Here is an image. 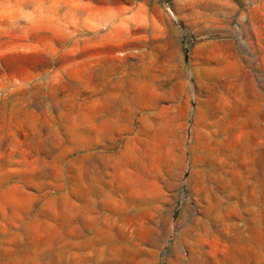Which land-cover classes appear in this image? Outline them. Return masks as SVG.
Masks as SVG:
<instances>
[{
  "label": "rangeland",
  "instance_id": "1",
  "mask_svg": "<svg viewBox=\"0 0 264 264\" xmlns=\"http://www.w3.org/2000/svg\"><path fill=\"white\" fill-rule=\"evenodd\" d=\"M255 96L264 0H0V264H264Z\"/></svg>",
  "mask_w": 264,
  "mask_h": 264
},
{
  "label": "crops",
  "instance_id": "2",
  "mask_svg": "<svg viewBox=\"0 0 264 264\" xmlns=\"http://www.w3.org/2000/svg\"><path fill=\"white\" fill-rule=\"evenodd\" d=\"M253 95V93H252ZM245 103V108H244V112L249 115V114H253L255 117L254 118H250V121H252L254 124L255 123H262V127L264 129V97L262 96V98L260 96H255L251 97V99L247 100ZM201 172L199 170H193L190 177H200ZM191 182V181H190ZM201 182L200 181H192V186H191V190L192 193H198L200 191L201 188ZM210 190L212 191V193H214V188L212 186V183L210 185ZM211 218H197L196 220H194V222H197L198 226L193 228V231L195 232L192 236L189 235V241H188V264H203L202 262V256H201V251L204 248V245H202V241H203V237H208L210 238V234H212V236H214L213 233V228L209 227L207 229V231L210 232L209 235L207 234H202L201 233V228L203 223H206L208 225H211ZM196 225V224H195ZM189 231L191 232V221H189V225H188V229L185 228V231ZM224 236V235H222ZM206 264H216V261L213 257H211V259H207V263ZM222 264H232L231 259H226L224 260V263ZM251 264H253V257L251 260Z\"/></svg>",
  "mask_w": 264,
  "mask_h": 264
}]
</instances>
